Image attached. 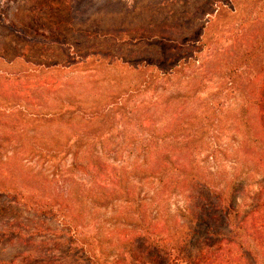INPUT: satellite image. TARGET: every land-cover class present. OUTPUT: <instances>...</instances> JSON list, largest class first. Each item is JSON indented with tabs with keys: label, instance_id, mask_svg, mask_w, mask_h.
I'll use <instances>...</instances> for the list:
<instances>
[{
	"label": "rangeland",
	"instance_id": "374dc122",
	"mask_svg": "<svg viewBox=\"0 0 264 264\" xmlns=\"http://www.w3.org/2000/svg\"><path fill=\"white\" fill-rule=\"evenodd\" d=\"M150 64L169 75L145 82ZM262 85L264 0H0V261L175 264L150 241L170 250L187 227L192 244L214 245L207 230L227 226L212 192L249 204L264 181ZM109 122L112 135L75 159L54 154ZM144 145L148 169L169 155L207 187L127 175L136 203L112 195ZM102 147L111 155L91 154Z\"/></svg>",
	"mask_w": 264,
	"mask_h": 264
},
{
	"label": "trees",
	"instance_id": "16d2710c",
	"mask_svg": "<svg viewBox=\"0 0 264 264\" xmlns=\"http://www.w3.org/2000/svg\"><path fill=\"white\" fill-rule=\"evenodd\" d=\"M102 58H110V63H113L116 60L112 56H105ZM126 66L130 65L126 64ZM145 67L150 68L151 72L150 74L146 75V77H143L145 82H148L154 78L161 76L165 77L166 75H169L168 70H161L158 68V71H155L151 64L149 66L145 65ZM135 68L136 69L133 70H140L138 69V66ZM174 69L176 72H178L180 67H176ZM159 74H161V76H159ZM253 104L257 107L260 123L264 130V85L259 88L258 98L253 102ZM77 106H79L77 101L65 103L62 105L63 111L60 109V112H63V114L69 113L72 115L71 118L67 119L68 121H71L73 119V115H75V113L78 111L76 108ZM116 107V109L121 108L118 105ZM61 117L62 116H55L53 119L55 121H60ZM121 117V121L126 119L125 115H122ZM88 119L89 121H86V123H90L92 121L91 118ZM113 129L114 127L112 126L111 122L104 126L101 125V127L98 128L96 132L90 131V128L86 130V127H83L82 130H80L81 132H72L71 136L65 141L64 145L60 147L61 150L57 151L56 149L55 151L57 152H54V154L60 153L64 149L71 150L73 155L72 157L75 159L79 153L87 152L85 151V146L88 143L106 139L108 135H112ZM257 142L259 143L258 140H255L253 143L257 144ZM92 145H94V143ZM131 147L133 150L130 151V154L137 152L135 157L140 158V156H142V161H140L139 164L134 162L133 165L131 163L120 165L118 172H116L118 180H120L118 183V189L111 190L112 195L113 193L115 195H124V199L128 204H135L136 201L132 198L128 200V197L131 196L130 186L133 184L134 179H131L132 181L128 184L130 179H127V175L134 178L141 175L139 180H144L147 175L151 176V178H163L165 176L171 175L169 179L166 178V180L168 179L167 181L171 185L177 186L180 180L181 182L189 180V182L193 184V188L198 189L207 187L208 184H206L204 177H201L198 172H191L190 170L186 169L184 165L179 166L175 164L171 159L172 156L170 157L169 155L165 156L164 159H161L160 161L158 160L153 166H156V168L148 169L146 166L148 165L146 157L149 154L150 147L147 145ZM117 148L118 150L121 149L120 147ZM105 149L106 148H103L101 150V154L99 156L97 155L98 152L94 150L91 151V154L95 155L97 159L100 157L106 158L107 156L111 155L113 150ZM118 150L115 151L114 154L118 153ZM77 164L78 163H73L71 166L75 167ZM78 165L81 166V164ZM92 165L96 169L95 173L106 175L102 173V164L100 162L92 163ZM82 170L85 173L89 172L88 168L84 165ZM212 194L221 214L224 216V222L227 226L226 233H214L210 232L209 229L207 230V234L205 235L207 238H217V241L214 245L203 247L200 244H197L196 246L192 244L190 242L192 241V234L196 233L191 227L185 228L184 233L178 240L174 242V244L171 242L172 248H170V250L168 247L163 246L164 243L167 244V242H165L167 240L163 236V238H160L159 242L150 241V245L157 250H164L165 254H167L169 257H172L175 264H264V181L262 184H260L258 192L255 195L249 197L251 199L249 204L238 203V201H243L245 197L237 196L232 191L222 193L221 190H214ZM140 206H142V204L141 202H138L137 209L140 208ZM36 211L41 213L40 209H37ZM42 215L53 216L52 213L46 211L43 212ZM192 221H194V219L191 220V222ZM145 232L147 233L148 229H146ZM100 243H102V241ZM0 264L4 263L0 261Z\"/></svg>",
	"mask_w": 264,
	"mask_h": 264
}]
</instances>
